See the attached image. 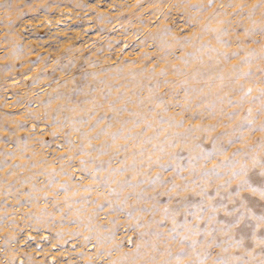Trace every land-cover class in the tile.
<instances>
[{
    "label": "rangeland",
    "instance_id": "rangeland-1",
    "mask_svg": "<svg viewBox=\"0 0 264 264\" xmlns=\"http://www.w3.org/2000/svg\"><path fill=\"white\" fill-rule=\"evenodd\" d=\"M264 0H0V264H264Z\"/></svg>",
    "mask_w": 264,
    "mask_h": 264
},
{
    "label": "snow or ice",
    "instance_id": "snow-or-ice-1",
    "mask_svg": "<svg viewBox=\"0 0 264 264\" xmlns=\"http://www.w3.org/2000/svg\"><path fill=\"white\" fill-rule=\"evenodd\" d=\"M261 195L264 196V191L261 192Z\"/></svg>",
    "mask_w": 264,
    "mask_h": 264
}]
</instances>
